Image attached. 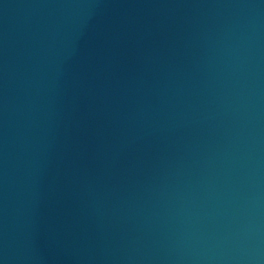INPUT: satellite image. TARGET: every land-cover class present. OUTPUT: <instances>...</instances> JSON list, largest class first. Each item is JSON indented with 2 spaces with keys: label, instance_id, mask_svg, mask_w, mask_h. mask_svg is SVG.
I'll return each instance as SVG.
<instances>
[{
  "label": "water",
  "instance_id": "1",
  "mask_svg": "<svg viewBox=\"0 0 264 264\" xmlns=\"http://www.w3.org/2000/svg\"><path fill=\"white\" fill-rule=\"evenodd\" d=\"M0 264H264V0H0Z\"/></svg>",
  "mask_w": 264,
  "mask_h": 264
}]
</instances>
